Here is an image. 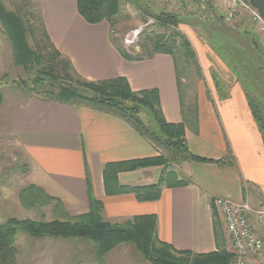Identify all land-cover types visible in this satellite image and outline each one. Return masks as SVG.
<instances>
[{"label":"crops","instance_id":"0c3cea01","mask_svg":"<svg viewBox=\"0 0 264 264\" xmlns=\"http://www.w3.org/2000/svg\"><path fill=\"white\" fill-rule=\"evenodd\" d=\"M39 1L48 39L71 65L74 74L88 81L120 76L127 80L133 91L155 89L161 113L169 123L182 122L184 105L190 109V105H195L196 125L193 122L185 124L188 150L205 159L232 161V165L184 160L174 169L189 182L163 186L156 200L139 201L130 192L109 194L103 184L106 163L146 157L157 151L144 135L117 113L86 102L70 105L35 94L3 96L0 104V202L25 210L18 200V192L32 184L45 194L60 199L67 214H82L88 211V177L93 196L102 203L104 221L121 224L137 215L153 214L157 218L158 239L173 249L194 253L217 250L211 206L213 197L246 200L253 208H264V135L251 114L248 95L230 68L243 65L249 72L253 67L255 74L259 58L258 63L262 66L261 52L264 51L260 34L242 14L231 25L216 22L215 17L222 13L220 0H199L198 8L192 5L193 8L187 9V0L172 10L160 8L177 13L185 20L178 24L177 30L188 41L193 53L194 60L189 67L198 63L206 78L212 71L228 85L226 96L217 94L222 97L220 105L216 104L218 119L215 106L207 100L200 81L193 101V82L185 84L188 79L181 73L180 80L186 90L184 97L179 92L176 67L177 63L183 64L182 57L179 56L176 64L172 55L160 52L141 60H127L111 43L108 23H87L77 12L76 0ZM197 16L205 19L201 22L206 26L195 23L193 19ZM209 23L237 34L241 41L238 47L246 54H236L233 60L227 57L230 56L228 53L218 54L214 46L222 47L225 34L210 28ZM13 67L11 45L1 33L0 84H5V75ZM249 74L252 79L254 74ZM223 133L228 141V152ZM16 159L19 169L11 175V168L8 170L3 164L13 163ZM161 170V167H151L124 171L118 173L117 179L121 184L148 185L158 181ZM13 185L19 188L15 196L7 197ZM253 222L260 228L254 219ZM21 236L29 240V253H41L44 243L51 253V262L43 263L39 254H33L31 264H57L55 259L66 264L71 253L93 252L92 243L87 239ZM229 246L226 237V248ZM89 253L82 264H95L93 254ZM138 253L132 244L123 243L108 252L105 258L123 259L116 264H127V258L133 260V264H147Z\"/></svg>","mask_w":264,"mask_h":264},{"label":"trees","instance_id":"16d2710c","mask_svg":"<svg viewBox=\"0 0 264 264\" xmlns=\"http://www.w3.org/2000/svg\"><path fill=\"white\" fill-rule=\"evenodd\" d=\"M181 1L183 4L185 3L184 0ZM198 1L189 0L197 8L200 6ZM246 1L264 20V0ZM27 2L24 3V0H22L20 7H18L16 12L20 16L14 12H6L0 5V22L3 24L6 35L13 46L15 63L22 64L25 69L30 64L31 55L26 59L28 52L24 34L28 29L22 22L24 17L26 18L24 20L26 23H36L34 28L28 25L29 32H39L42 38L47 41L48 48L52 53V59L54 55L55 58L60 57L63 60V67L61 65L57 66L63 69L62 74L67 79L50 84L51 87L56 89L50 91L51 88H49L46 90L50 95L46 98L77 105L81 101L75 99L80 97V99H83L82 101H86L95 107L117 113L128 121L136 131L144 135L155 148L161 146L164 150V152L154 156L106 163L103 168V184L107 193L121 194L130 192L139 201L156 200L159 198L163 186L185 185L189 182L188 179H185L175 169L170 167L174 163L180 164L184 160L193 159L232 165V161L225 159H205L192 154L188 150L184 138L185 124L188 122H186L184 117L180 123L167 122L161 113L158 94L155 89L133 91L130 89L127 80L120 76L88 81L74 74L71 65L67 63V60L61 56L48 39L44 29L40 1L34 0V4L31 3L29 5ZM121 3L122 0H76V9L78 14L89 24H98L106 21L110 28L111 43L117 48L121 56L127 60H141L160 52L172 55L175 64L179 56L188 64L191 61L193 62L194 57L189 49V43L177 30L178 24L185 20L177 13L168 10L158 9L153 14L148 9L143 8L142 11L150 15L145 19V22L152 18L154 23L148 24L138 33L134 44L123 48L112 37L113 26L120 12ZM21 13L23 14L22 21ZM215 18L216 22L224 23L222 16L218 15ZM202 19L201 16L195 17L196 21H201ZM9 22H11L13 28L8 27ZM155 27L164 28V30L168 31H158ZM135 47L138 49L137 51ZM32 55L34 56V53ZM47 63H49L48 59ZM176 70L179 92L182 93L183 84L180 77L181 73H183V68L177 63ZM249 72L253 75L254 68H249ZM26 82L23 79L20 81L24 86ZM41 82V78L35 76L31 81V85L40 86ZM76 82L86 86L85 88L91 89V94L85 96L82 91L80 94L78 87H76ZM2 102L3 93L0 89V104ZM248 102L251 114L264 135V117L260 115L259 110L251 100L248 99ZM154 165L162 167L160 177L156 183L131 185L118 182L117 174L119 172L133 171ZM24 172H26V169ZM86 187L88 211L78 215H68L60 199L45 194L35 185L30 184L20 189L18 200L22 207L30 208L36 205L50 204L54 212L59 215V219L34 220L7 217L3 222H0V264H18L17 250L14 243L19 232L31 237L48 236L53 238L87 239L93 246L92 254L95 264H105V255L123 243L132 244L143 259L151 264H233V253L226 249L223 226L213 207V229L217 250L206 253H194L189 250H175L170 244L159 240L157 237V218L153 214L137 215L121 224H112L104 221L101 217L102 203L93 196L88 177H86Z\"/></svg>","mask_w":264,"mask_h":264},{"label":"rangeland","instance_id":"374dc122","mask_svg":"<svg viewBox=\"0 0 264 264\" xmlns=\"http://www.w3.org/2000/svg\"><path fill=\"white\" fill-rule=\"evenodd\" d=\"M27 1L28 0H24V3H26ZM187 1L189 3V4H187V9L193 8L192 4H190L189 0H187ZM21 2H22V0H0V5L2 6V8L6 12H14V13L18 14L16 11H17L18 7H20ZM181 2H182L181 0H122L120 12L116 17L115 25L113 26L114 31L112 33V37L123 48L129 47L131 44L135 43L136 36L138 34L136 36H133V35L136 34L137 31H140L147 26V25L145 26V23H146L145 19H147L150 15L148 13H144L142 11L143 8L148 9V11L150 13L154 14L160 8L172 10L174 7L175 8L178 7V5L181 4ZM31 3L34 4V0L27 2L28 5ZM188 5H191V7H188ZM220 5L223 6V7L221 6V8H222L221 16H222L223 13L225 12V9H226L225 6L226 5L222 0H220ZM216 7H217V5H216ZM240 14H242V16H244V18L246 17V19H248L247 16L245 15V13L239 12L236 14V16L228 24L231 25L234 22V20H236L238 17H240ZM22 15L23 14L21 13V17H22L21 21L23 20ZM25 19L26 18L24 17V20ZM222 19H223V16H222ZM24 20L22 22H23L24 26L28 29L27 32L24 34L25 40H26L27 52H28L26 59L28 58V56L31 55L30 64H29L28 68H26L28 70H26L22 64L15 63L13 46L11 44V41L9 40V38L6 35L7 33L5 32L6 30L3 26V24L0 22V32L3 33V35L7 38V41L9 40V43L11 45L12 59H13V65H14L12 71H10L9 73H7L5 75L7 82L5 81V84H3V85L0 84V86H1L0 89L2 90L3 96L6 98H8L11 95H14V96L15 95L16 96L17 95H19V96L20 95L21 96H27L28 95L29 96L30 94L48 97L50 95H49V92H47L46 90H48L49 88H51L50 91L52 89H56L54 87H51L50 84H52V83L55 84L56 82L58 83V81H60V80L65 81L67 79V77L64 76V74H62L63 69L60 66H57V65H61L63 67V60H61L60 57L55 58L54 55H53V59H52V53L48 48L47 41H45V39L42 38V36L39 32H33V31H32L33 33L29 32L30 29L28 28V25L29 26L31 25V27L34 28L36 23H31V22L26 23ZM193 20H195V19H193ZM203 20H205V19H202L201 21H203ZM201 21L195 20V23L196 24H203L202 26H206V24L202 23ZM248 21L250 22L249 19H248ZM197 22H199V23H197ZM223 22H224V20H223ZM250 24H251V22H250ZM208 25L209 26L212 25L210 28H214V29L216 28L217 32H219L221 34H225V36L221 40V42L223 41L224 46L221 44L222 47L219 46V49L214 46L215 51L219 52L218 54L228 53L230 56L227 55V57H229L230 60L231 59L233 60L234 57L236 56V54L241 55L242 52L246 53V51H242L241 48L238 47V45L241 43V41H240L239 36L237 34L235 35V34L229 32L228 30H226L220 26H217V25L215 26L214 23H209ZM8 27L13 28V26L11 25V22H9ZM155 29H157L158 31H164V32L168 31V30H164V28H158V27H155ZM1 33H0V35H1ZM213 37H215V36H213ZM128 39H130V41H128ZM210 39L212 41L217 42V39L212 38L211 36H210ZM215 44L219 45V43H215ZM135 49H136V51L138 50L136 47H135ZM33 53H34V56L32 55ZM262 54H263V58H261L262 66H260V64L258 63V60L260 61V58H259L256 62V68L258 70H256L254 76H252V79H251V76H250L248 70L243 65H239V66L232 65V67H230V68L232 69L231 72L239 78L238 83L243 87V92L248 95V99L251 100V102L254 104V106L259 110L260 115H262L264 117V51H263V53L261 52V57H262ZM47 59L49 60V63H47ZM256 59H257V57H256ZM178 62H179V59H178ZM184 63L185 62L183 61V64H181V66H184L183 67L184 71L182 74L184 75V77H186L188 79V81H186L184 83L185 84L187 83L188 85H190L193 82L192 83V91H191V93H192L191 99L193 101L196 100V85L200 81L203 85V88H204L203 91L205 92V96H206L207 100L212 102V104L215 106L214 111H215L216 116L219 119V113H218V109H217L216 104H218V106L220 105L219 103L221 102L220 99L222 97L221 98L217 97V94L223 93V95L226 96L228 85L223 83L221 81V79H218L217 75L215 73H213L212 71H210L211 73H209L208 78H206L203 75L201 69L199 68L198 63H196V65L193 64V66L191 65V67H189V64L186 65V63L184 65ZM55 67H56V69H55ZM61 69H62V72H61ZM196 75L198 76L197 79H195ZM35 76L38 78H41L42 82L40 83V86L31 85V81ZM22 79L27 81L25 86L23 85V83H20V81ZM255 80H257V82ZM76 84H77L76 87H78L80 94H81V91H82L83 95H85V96L91 94V92H90L91 89L85 88L86 86H83L79 82L78 83L76 82ZM183 87H184V89L182 88V95L184 97V92H186V90H185L184 85H183ZM75 100H78L81 102H86V101H82L83 99H80V97L76 98ZM190 106H192L191 109L188 108L186 105H184L183 110H182L183 111V117L186 120V122H193V125L195 126L197 123V118H198L197 108H194L195 105H190ZM191 118H192V120H191ZM223 135H224V139H225L226 152H228L229 151L228 141H227L224 133H223ZM156 148H157V151L155 150L156 152L150 156H154L160 152H164V150L161 146L156 147ZM154 149H155V147H154ZM18 163H19V161L16 159L13 163L6 162L3 165H5L6 166L5 168H7L8 170L11 168L10 174L13 175L14 173H16V169H19V167H16V166H18ZM178 165L179 164L174 163L170 167L174 169L175 166H178ZM151 167H161V166L160 165H154V166H149V167H145V168H151ZM135 170H137V169H135ZM117 177H118V174H117ZM7 181H9V179H7ZM20 183H21V180H20ZM15 186L16 185H13L11 192L10 193L8 192L9 194L6 195L7 197L15 196V193L17 192V190L19 188V186L18 187L17 186L15 187ZM55 198H57V197H55ZM43 207H46V208H43ZM24 209L25 210H23V209L21 210V209L16 208L15 205H13V204L5 203V205H4L3 202H0V222H3L7 217H15V218H20V219H34V220H40V219L52 220V219H56V218L59 219V217H58L59 215H57L56 212H54L53 207L50 204L49 205H42V206L36 205L34 207L24 208ZM252 218L254 219V221H256V217L254 215H252ZM262 228H263V226L261 225V227L258 228V230L262 229ZM222 229H223V227H222ZM225 233H224V237H225ZM21 235H26L27 237H29L27 234H24L22 232H19L17 234L14 245H15V248L17 250L18 264H31L30 259H31V256H34L33 254H39L40 255V261H42L43 263L52 261L51 253H49V250L46 249L45 243H44V245H42L43 247H42L41 253H33L32 254V253H29V251H30L29 240L23 238V236H21ZM226 237H227V234H226ZM226 237H225V244H226ZM50 248L56 249L55 247H50ZM227 250L232 252V249L230 248V246H229V249H227ZM88 253H71L69 260H68V263H66V264H82V263H85L86 262L85 260H87V259H83V258ZM55 254L64 255V253H55ZM89 254L92 255V253H89ZM138 255L143 259V257L139 253H138ZM91 257L93 258V256H91ZM60 260L61 259H55V261H57V264H62V262ZM122 260L123 259L114 258L113 256H111L110 258L104 257V263L105 264H116L118 261H122ZM132 261L133 260H131L129 258L126 259L127 264H133ZM92 262L95 263L94 260ZM145 263L151 264L146 260H145ZM88 264H93V263H88Z\"/></svg>","mask_w":264,"mask_h":264},{"label":"built area","instance_id":"2783aa9c","mask_svg":"<svg viewBox=\"0 0 264 264\" xmlns=\"http://www.w3.org/2000/svg\"><path fill=\"white\" fill-rule=\"evenodd\" d=\"M222 1L226 5L222 15L225 24L230 23L237 13H245L264 42V20L249 2L246 0ZM152 23L154 20L149 18L145 26ZM211 204L227 234L234 256L233 264H264V208H253L246 200L233 201L222 196L213 197ZM252 215L256 217L255 222L260 227L263 226L262 232L253 222Z\"/></svg>","mask_w":264,"mask_h":264}]
</instances>
